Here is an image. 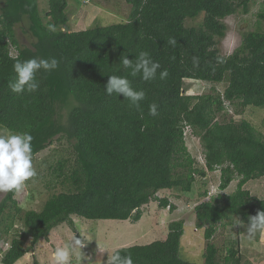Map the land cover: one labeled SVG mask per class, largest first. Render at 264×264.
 I'll return each instance as SVG.
<instances>
[{
	"label": "trees",
	"instance_id": "trees-1",
	"mask_svg": "<svg viewBox=\"0 0 264 264\" xmlns=\"http://www.w3.org/2000/svg\"><path fill=\"white\" fill-rule=\"evenodd\" d=\"M125 1L130 11L125 20L72 30L68 0H48L43 8L40 0H0V128L29 132L33 157L56 139H65L73 154L50 165L51 193L39 209L23 211L19 191L4 194L0 261L15 264L58 225L74 227L73 215L137 222L152 200L174 210L167 197H158L159 190L191 191L197 174L219 169L220 190L236 177L238 183L234 192L217 193L195 206L196 226L204 228L206 241L200 264H252L243 260L238 237L225 240L223 247L214 239L233 218L249 223L250 216L264 211V199L245 187L264 177V135L246 119L226 117L227 103H237L240 113L247 106L264 107V8L259 27L244 32L240 44L224 55V19L239 9L248 12L254 0ZM26 18L29 45L21 44L16 33ZM170 37L177 40L175 46L167 43ZM140 51L160 64L149 81L132 76L121 63L123 56L135 61ZM193 57L199 58L198 67ZM32 58H56L59 67L37 73L36 92H12L13 65ZM164 70L168 76L162 80ZM110 75L126 77L134 90L145 92L139 108L122 94H106ZM186 79L227 85L222 92L192 94L184 92ZM153 103L156 116L149 115ZM187 128L204 147V167L188 149ZM236 230L242 233L239 224ZM183 233L184 222L174 220L165 239L114 251L130 255L134 264H199L182 258Z\"/></svg>",
	"mask_w": 264,
	"mask_h": 264
},
{
	"label": "rangeland",
	"instance_id": "rangeland-1",
	"mask_svg": "<svg viewBox=\"0 0 264 264\" xmlns=\"http://www.w3.org/2000/svg\"><path fill=\"white\" fill-rule=\"evenodd\" d=\"M40 2L42 8L48 5V0H40ZM68 3L67 13L72 30L121 22L127 18L130 12L129 5L125 0H68ZM78 8L81 12L77 10ZM263 8L264 0H254L250 4L248 12L239 9L237 13L224 19L227 31L220 42L222 54H230L240 44L244 32L259 27L261 22H259L258 14ZM261 27L264 29L263 23ZM27 30L28 19L26 18L16 28L21 44L29 45L32 42V37ZM226 85V82L214 84L186 79L184 92L202 94L212 92L213 88L222 92ZM227 107V118L236 121L246 119L258 132L264 135V107L247 106L243 110L241 109V113L236 111L241 108L237 103H227ZM220 118L222 117L220 116ZM9 134H11L10 131L0 128V135ZM186 143L191 155L196 159V164L204 167V147L199 137L193 134L190 128L186 130ZM61 158H73L72 151L65 139H56L45 150L33 157L32 162L37 174L27 181L25 187L17 194L23 211L27 208L39 209L48 198L51 193L48 184L51 185L54 178L49 167ZM220 181V170L217 169L209 171L203 176L197 174L191 191H183L180 188L161 189L157 193L158 197H167L175 205V209L160 207L158 201L152 200L143 206L142 218L137 222L115 219L91 220L73 215L74 227L68 223L58 225L51 231L49 238L41 239L35 245L33 252L26 253L15 264H53L55 249L63 247L74 236L82 239L84 244L81 250L77 249L71 256L70 264H103L107 262L108 255L110 256L119 247L147 244L154 240L165 239L169 231V224L174 220L184 222L180 249L182 258L190 261L186 255H192L194 260L203 262L206 241L204 228L196 226L195 206L200 201L217 193L227 195L234 192L237 188L238 177L225 190H220ZM245 187L250 189L253 195L264 199V177L248 181ZM205 191L207 194L203 195ZM5 193L0 192V200ZM233 219L231 221L233 224L220 226L215 235V242L218 246L223 247L225 240L238 237L243 260H248L252 264H264V231L258 232L254 238L250 239L246 231L249 223H241L238 217ZM238 224L242 229L240 234L236 230ZM15 225L22 227V222L16 220ZM27 244H30V240L27 241ZM0 264H2L1 261Z\"/></svg>",
	"mask_w": 264,
	"mask_h": 264
},
{
	"label": "clouds",
	"instance_id": "clouds-1",
	"mask_svg": "<svg viewBox=\"0 0 264 264\" xmlns=\"http://www.w3.org/2000/svg\"><path fill=\"white\" fill-rule=\"evenodd\" d=\"M49 31L54 32L55 26L49 25ZM167 43L175 46L177 40L170 37ZM192 62L194 67L199 66L198 57H193ZM121 63L125 69H130L132 76L140 75L144 81L154 79L157 69L160 68V64L153 61L147 51H140L135 61L123 56ZM58 67L59 61L56 58L18 60L13 65L16 78L9 83V88L17 94L34 93L40 86L36 79L37 73L41 70L51 72ZM167 76V70L160 72V79L163 80ZM104 90L107 95L116 94L119 96L122 94L124 100H128L131 106L137 108H139L140 102L145 99V92L134 90L126 77L110 75ZM149 115H157L155 103L149 106ZM32 140L33 137L29 132L0 135V192H18L25 187L27 181L36 176L37 173L32 162ZM246 231L250 239L254 238L258 232L264 231V211H258L256 215L249 217ZM83 244L82 239L74 236L63 247H57L53 253V264H70L71 256L77 249L81 250ZM107 264H134V262L130 255L122 256L120 251L116 250L110 256L108 255Z\"/></svg>",
	"mask_w": 264,
	"mask_h": 264
},
{
	"label": "crops",
	"instance_id": "crops-1",
	"mask_svg": "<svg viewBox=\"0 0 264 264\" xmlns=\"http://www.w3.org/2000/svg\"><path fill=\"white\" fill-rule=\"evenodd\" d=\"M78 11H80L81 12V10L78 8L77 9ZM77 10H76V14H77ZM72 18V17H71ZM73 18H74V16H73ZM72 21V20H71ZM72 24H73V21H72ZM75 26V25H74ZM72 28V27H71ZM81 29H83V28H81ZM180 252H181V250H180ZM186 257L188 258V259H190V261H194V262H196V263H202V262H199V261H196V260H194L193 259V257H192V255H186Z\"/></svg>",
	"mask_w": 264,
	"mask_h": 264
},
{
	"label": "water",
	"instance_id": "water-1",
	"mask_svg": "<svg viewBox=\"0 0 264 264\" xmlns=\"http://www.w3.org/2000/svg\"><path fill=\"white\" fill-rule=\"evenodd\" d=\"M65 29L68 30L69 29L68 26H65Z\"/></svg>",
	"mask_w": 264,
	"mask_h": 264
}]
</instances>
